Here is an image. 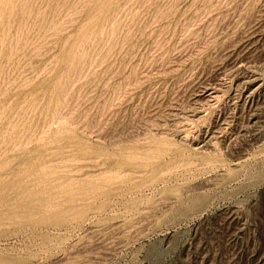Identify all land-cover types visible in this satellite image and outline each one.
Segmentation results:
<instances>
[{
    "label": "rangeland",
    "instance_id": "obj_1",
    "mask_svg": "<svg viewBox=\"0 0 264 264\" xmlns=\"http://www.w3.org/2000/svg\"><path fill=\"white\" fill-rule=\"evenodd\" d=\"M0 264H264V0H0Z\"/></svg>",
    "mask_w": 264,
    "mask_h": 264
}]
</instances>
